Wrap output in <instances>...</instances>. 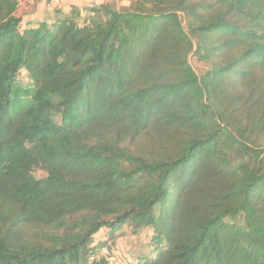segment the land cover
Masks as SVG:
<instances>
[{
	"label": "trees",
	"instance_id": "1",
	"mask_svg": "<svg viewBox=\"0 0 264 264\" xmlns=\"http://www.w3.org/2000/svg\"><path fill=\"white\" fill-rule=\"evenodd\" d=\"M22 1L0 0V264H109L144 228L130 264H264V0L34 25Z\"/></svg>",
	"mask_w": 264,
	"mask_h": 264
},
{
	"label": "rangeland",
	"instance_id": "2",
	"mask_svg": "<svg viewBox=\"0 0 264 264\" xmlns=\"http://www.w3.org/2000/svg\"><path fill=\"white\" fill-rule=\"evenodd\" d=\"M30 0H26L25 2H22V8L19 11V14H22L25 16V18H29L31 16H36L40 13V11H43V15L45 16V18H49L48 20H53L54 18V12L53 9H57V8H69V6L71 5V2L73 0H60L58 3H49V6H47L46 4H42L44 3L43 1H40V3L37 4L36 7V2L34 1L33 4H31L32 0L29 2ZM75 2L78 4H80L79 7L84 8V7H88L91 5H95V4H100L97 2V0H80V2L78 0H75ZM92 2V3H90ZM90 5H86V4ZM130 3V0H110V2H108V4L112 5V6H117V7H126L128 6ZM33 9H31V7ZM38 5H40L41 8L43 9H38ZM30 10H33L32 13H29ZM25 13V14H24ZM29 13V14H28ZM53 17V18H52ZM193 65L198 69L199 68V64L196 62H193ZM37 175H42V172H36ZM105 230H102L100 234H98L95 238L96 242H98L99 240H104L105 239ZM127 234L125 237H122L121 239H117L114 242H111L108 246V248L111 249V251H113V253L117 254L118 257H120L121 259L125 260L126 263H130V262H134L136 263L138 261V259L140 257H144V256H151L153 253L154 248L156 247L157 243H153L152 240H150V231L147 228H144L140 231L139 234H132L129 229L126 230Z\"/></svg>",
	"mask_w": 264,
	"mask_h": 264
},
{
	"label": "crops",
	"instance_id": "3",
	"mask_svg": "<svg viewBox=\"0 0 264 264\" xmlns=\"http://www.w3.org/2000/svg\"><path fill=\"white\" fill-rule=\"evenodd\" d=\"M26 0H23L22 2H25ZM31 1V0H30ZM29 1V2H30ZM34 1H37L36 2V7H37V4L38 3H40L41 4V2L40 1H43L44 3H42V4H46L47 6H49V3L51 2V1H48V0H32V2H31V4H33L34 3ZM79 2H80V0H78ZM97 2L98 3H108V2H110V0H97ZM90 3H92V2H90ZM90 3L88 4H86V5H90ZM71 5H77V6H80V4L78 3H76L75 2V0H73L72 2H71ZM70 5V6H71ZM69 6V7H70ZM30 7H31V5H30ZM21 9H23L22 8V3H21ZM31 9H33L32 7H31ZM38 9H43V8H41L40 7V5H38ZM59 9H63V10H68L69 8H59ZM54 10H55V8L53 9V12H54ZM32 11L33 10H30V12L29 13H32ZM44 11V10H43ZM43 11H40V13L38 14V15H36V16H31V17H29V18H25V16H24V22H25V24H28V23H31V24H36V23H38V22H40V21H44V20H46V21H51V20H48L49 18H45V16L43 15ZM28 13V14H29ZM25 14V13H24ZM53 18V17H52ZM121 239V238H120Z\"/></svg>",
	"mask_w": 264,
	"mask_h": 264
},
{
	"label": "built area",
	"instance_id": "4",
	"mask_svg": "<svg viewBox=\"0 0 264 264\" xmlns=\"http://www.w3.org/2000/svg\"><path fill=\"white\" fill-rule=\"evenodd\" d=\"M59 1L60 0H51L52 3H58ZM104 254L107 256L109 264H127L125 260L121 259L117 254H114L107 249L104 250Z\"/></svg>",
	"mask_w": 264,
	"mask_h": 264
}]
</instances>
